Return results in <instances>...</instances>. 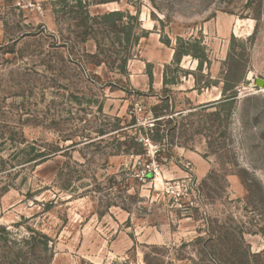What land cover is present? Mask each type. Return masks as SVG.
<instances>
[{"label":"rangeland","instance_id":"1","mask_svg":"<svg viewBox=\"0 0 264 264\" xmlns=\"http://www.w3.org/2000/svg\"><path fill=\"white\" fill-rule=\"evenodd\" d=\"M88 1L0 0V264H264V0Z\"/></svg>","mask_w":264,"mask_h":264},{"label":"trees","instance_id":"2","mask_svg":"<svg viewBox=\"0 0 264 264\" xmlns=\"http://www.w3.org/2000/svg\"><path fill=\"white\" fill-rule=\"evenodd\" d=\"M56 1L60 2V0H56ZM109 1H114V0H101L100 2L105 3V2H109ZM76 3L81 9H84L85 20L93 23V25L91 27H88L89 31H92V33L88 32V31L84 32V36H85L84 40H85V38L87 39L88 36H92V38H94L97 42L98 53L92 54L91 57H93V59L96 60V61H94L96 64H101L103 62H107V61H105L104 58L102 59V55H104V49H102L101 43L99 42L98 38L96 36H94V33H93L94 27L97 25L106 26L113 17L114 18L118 17L119 19L121 17H124L125 12H123V11H112V12L105 13L102 15L91 16L89 11H88V6L90 5V2L88 0H76ZM55 12H57V11H55ZM129 17L131 19H137V17L133 16V15H130ZM100 21H102V22H100ZM112 28L115 30L113 32H118L117 27L115 25ZM122 32H124V31H122ZM129 37H130V34L126 33L125 38L127 40H129L130 39ZM140 38H141L140 36L136 37L135 41L138 42L140 40ZM125 64H126V60L123 61V64L121 66L124 68ZM121 71L123 73L125 72L123 69H121ZM150 76L152 79L153 78L152 73L150 74ZM165 84H167V78L166 77H165ZM157 137H159V135ZM133 141H136L134 143L137 147L136 153H140V154L145 153V147L143 146V143L142 142L139 143L136 138H134ZM37 235H39V237L42 239L39 240ZM50 241H51V238L48 235L36 233V231L32 230V233L27 238L23 239L22 243H23L24 247H28V248H30V247H32V248L41 247L42 250L48 251L50 248ZM24 247L19 248L20 252H23Z\"/></svg>","mask_w":264,"mask_h":264},{"label":"crops","instance_id":"3","mask_svg":"<svg viewBox=\"0 0 264 264\" xmlns=\"http://www.w3.org/2000/svg\"><path fill=\"white\" fill-rule=\"evenodd\" d=\"M104 4V3H103ZM90 11V10H89ZM113 10L106 11V12H100L97 11L95 14L92 15H101L105 13H109ZM100 12V13H99ZM152 37L149 35L148 37L144 38L143 44L148 45L150 44ZM156 41V40H155ZM159 43L162 45V43L159 41ZM142 44V42H141ZM93 53V52H92ZM157 55H154L150 58H147L143 64H144V69L146 67V62L147 64L152 63L153 64V70L149 69L147 71V75L143 74L141 77L139 76L140 73H137V71H134V73L131 75V82H134L132 78L136 77L137 79L140 78V80L143 83V90H149L150 87H152L155 90H160L162 86H165V77L167 75L165 68L167 69L168 65L170 64L171 61V56L169 53L165 52V49L163 47H159L158 51L156 52ZM149 66V65H148ZM143 69V72H144ZM152 73V79L150 77V74ZM167 86V85H166Z\"/></svg>","mask_w":264,"mask_h":264},{"label":"built area","instance_id":"4","mask_svg":"<svg viewBox=\"0 0 264 264\" xmlns=\"http://www.w3.org/2000/svg\"><path fill=\"white\" fill-rule=\"evenodd\" d=\"M146 140H147V142H150V139L149 138H147ZM186 167L187 168H190L191 167V163L190 162H187L186 163ZM186 191H187V189H186Z\"/></svg>","mask_w":264,"mask_h":264}]
</instances>
